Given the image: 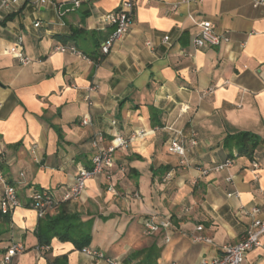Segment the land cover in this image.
I'll return each mask as SVG.
<instances>
[{"label": "crops", "instance_id": "1", "mask_svg": "<svg viewBox=\"0 0 264 264\" xmlns=\"http://www.w3.org/2000/svg\"><path fill=\"white\" fill-rule=\"evenodd\" d=\"M123 1L30 0L0 11V158L23 202L4 215L0 183V259L19 242L25 250L14 264H104L71 241L40 246L39 218L29 207L35 191L61 198L77 172L90 169L99 132L105 145L116 135L132 140L117 152L110 177L91 179L81 198L47 214H78L91 234L85 247L121 264H198L242 240L251 223L242 209L260 207L264 217V5L137 0L129 34L98 62L114 30L104 18ZM65 4L75 5L62 12ZM202 21L231 41L197 48ZM18 37L27 65L9 52ZM59 44L82 55L58 52ZM176 132L185 156L171 152ZM240 132L260 138L252 158L236 151L230 157L223 146ZM228 159L230 168L203 175ZM149 220L170 226L147 234ZM245 262L264 264V238Z\"/></svg>", "mask_w": 264, "mask_h": 264}, {"label": "built area", "instance_id": "2", "mask_svg": "<svg viewBox=\"0 0 264 264\" xmlns=\"http://www.w3.org/2000/svg\"><path fill=\"white\" fill-rule=\"evenodd\" d=\"M30 0H1L0 11L4 10L7 12H13L18 9L23 3L29 2ZM42 4L48 3L49 0H40ZM186 2H198L202 3L203 0H185ZM137 0H124L120 8L107 14L104 18L107 24L114 27L112 34L101 44L100 55L97 61H101L106 55H109L114 48V46L125 39L129 34L131 25L133 22L134 10ZM254 7H259L264 5V0H252ZM79 5V2L76 3ZM40 23L35 24L38 27ZM201 28L199 34L194 39V45L197 48L204 47H217L222 44H227L230 42V37L225 34L217 33L214 29V25L210 21H202L199 23ZM169 37L164 38V42L168 43ZM150 46L151 44L148 43ZM77 47L71 44H59L55 47V50L61 53L72 52L75 54L82 55V53L76 49ZM15 58H17L23 65L30 63V59L24 53L23 38L18 37L17 42L9 51ZM85 58V56H84ZM264 79V76H263ZM89 90V95L86 100L89 105H93L91 101V93L97 90V86H92ZM81 123L83 125H88L91 123L89 115H85L82 118ZM116 121L112 124L116 125ZM146 131L137 132V136H143ZM177 138L171 140V152L176 153L180 156H185L186 149L181 143L182 132H176ZM132 139H125L123 136L116 135L114 137V143L110 145H105L107 141V136L103 132H99L95 135L92 140V146L95 153L91 160V167L81 169L77 172V177L74 184L69 186L61 198H57L52 192L47 190L35 191L29 202V207L36 211L38 218L42 219L49 213L50 210L56 208L61 203L69 202L72 200L79 199L83 196L88 181L94 179L103 174H107L110 177V170L117 163V152L121 149L129 147ZM184 163V161H182ZM233 165V160L228 159L224 163L217 166H213L212 169H203V175H208L211 171L220 172ZM252 167L254 169L259 168V163L257 161L252 162ZM0 183L3 185V196L1 200V211L4 215H8L15 209L23 206V202L19 199L18 191L15 185L10 183L3 171L2 160L0 158ZM241 213L245 216L251 218V223L242 238L238 243H230L222 248V254L213 258H204L198 264H246L247 255L258 248L262 244V239L264 238V217H261L262 209L260 207H254L250 210L242 209ZM170 226L169 222H161V224H156L154 220H149L145 224V232L150 234L156 232L160 227L168 228ZM203 227H199L202 230ZM207 241L210 239L197 237L196 241ZM46 247V246H45ZM24 246L19 242L10 243L6 253L0 259V264H14L16 257L24 252ZM85 255L89 256L95 261L104 262V264H121L118 260L108 257L104 252L92 249L90 247H84L81 250Z\"/></svg>", "mask_w": 264, "mask_h": 264}, {"label": "trees", "instance_id": "3", "mask_svg": "<svg viewBox=\"0 0 264 264\" xmlns=\"http://www.w3.org/2000/svg\"><path fill=\"white\" fill-rule=\"evenodd\" d=\"M259 145V136L252 132L230 134L223 142L224 148L230 151V157H233L232 152L236 151L238 156L252 158L255 149ZM36 234L40 246H50L54 238H58L61 241H71L80 249L91 242L90 231L84 226L78 214L64 211H61L56 216L48 215L39 219Z\"/></svg>", "mask_w": 264, "mask_h": 264}, {"label": "water", "instance_id": "4", "mask_svg": "<svg viewBox=\"0 0 264 264\" xmlns=\"http://www.w3.org/2000/svg\"><path fill=\"white\" fill-rule=\"evenodd\" d=\"M75 4H65L62 6L61 11L64 12L67 9H69L70 7H73Z\"/></svg>", "mask_w": 264, "mask_h": 264}]
</instances>
